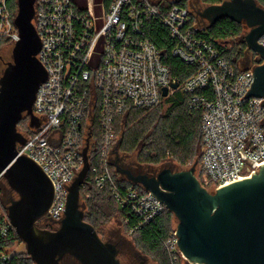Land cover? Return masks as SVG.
Returning <instances> with one entry per match:
<instances>
[{
    "label": "built area",
    "instance_id": "2783aa9c",
    "mask_svg": "<svg viewBox=\"0 0 264 264\" xmlns=\"http://www.w3.org/2000/svg\"><path fill=\"white\" fill-rule=\"evenodd\" d=\"M17 10L0 0V39L13 47L20 40ZM33 23L47 79L33 104L38 125L25 114L26 125L18 124L25 141L17 150L41 165L54 183L52 206L38 220L43 228H58L65 217L69 187L84 166L87 145L96 187H109L118 207L139 218L130 228L133 233L168 209L139 184L124 179L132 185L120 187L123 180H116V169L107 162L125 111L158 106L165 87L168 96L189 94V107L201 111L198 177L204 188L252 177L264 164V98L249 94L257 55L247 48L245 56H254L248 66L228 60L211 40L196 34L202 27L190 6L154 0H36ZM155 26L166 30L171 54L193 67L184 81L171 77L162 50L150 39ZM259 43L264 47V34ZM4 179L0 174V184ZM11 226L9 218L0 224L2 237ZM177 241L174 229L165 247L174 262L179 255L188 263ZM13 257L8 248L0 249V264Z\"/></svg>",
    "mask_w": 264,
    "mask_h": 264
},
{
    "label": "water",
    "instance_id": "95a60500",
    "mask_svg": "<svg viewBox=\"0 0 264 264\" xmlns=\"http://www.w3.org/2000/svg\"><path fill=\"white\" fill-rule=\"evenodd\" d=\"M36 0H17L15 24L20 40L12 50V60L0 77V174L19 194L7 207V215L35 264H61L67 255L80 264H122L119 248L104 241L94 225L85 220L81 208V188L90 169L88 145L84 148V166L69 187L65 217L55 230L42 229L38 220L52 206L54 183L44 169L26 156H19L17 144L25 141L18 124L25 114L31 125H38L33 104L47 71L37 55L41 39L34 26ZM200 15L211 24L223 18L245 24L243 39L250 52L257 55L250 95L264 98V7L257 0H223L208 5ZM164 51H162L163 53ZM174 89L179 82L171 84ZM169 88L163 89L167 97ZM130 108L125 111L123 118ZM126 121L120 136L108 152L107 162L114 164L116 180L128 179L143 186L160 199L174 214L178 224L177 244L189 264H264V164L246 177L215 189L200 184L197 151L192 165L164 158L159 163L138 162L145 142L132 153L120 151ZM152 129V128H151ZM136 166L142 171L135 173ZM149 170L156 174L146 173ZM140 256V251H139ZM146 256H140L144 264Z\"/></svg>",
    "mask_w": 264,
    "mask_h": 264
},
{
    "label": "trees",
    "instance_id": "16d2710c",
    "mask_svg": "<svg viewBox=\"0 0 264 264\" xmlns=\"http://www.w3.org/2000/svg\"><path fill=\"white\" fill-rule=\"evenodd\" d=\"M204 1L209 4H217L221 3L223 0ZM258 2L264 7V0H258ZM178 3L186 5L183 2ZM9 4L13 11L17 10L16 0H9ZM194 20L195 18L192 17V21ZM242 25V23H237L231 19L223 18L210 26L198 29L196 34L200 37L211 40L215 46L224 51L225 57L235 64V57L238 59L243 49L247 47L243 40L241 43L238 42V36L241 34L243 29ZM149 37L162 51H164L162 53L163 60L170 69L171 77L177 78L181 82L184 81L191 73L193 67L171 54L170 41L167 39L166 30L162 27L155 26L154 28H151ZM231 41L233 42L232 48H229L226 44H224V42ZM235 41H237V43H234ZM2 42H5V40L0 39V44ZM176 94H178L177 97H170L173 100V106L169 110V113L163 116H157L152 121H149V119L158 114L154 113V115H148L143 117L137 124L128 129V131H124L120 142V148L122 150L134 149L139 145V143L145 141V145L139 154V161L147 163L158 162L162 159V157L167 156V152L169 150H171L174 154H178L179 151L184 152L185 156L181 157L183 162H185L186 158L195 156L197 154L198 145L202 143L201 111L194 110L189 107V94L183 93L182 91H176ZM144 110L150 109L131 110L123 119H121V121L117 123V133L118 126L122 123V121L129 122L130 113L132 115H136V120ZM155 120H157V123L151 125V123ZM25 122L26 121H24V123ZM23 125L25 126L26 124ZM93 166L94 162L92 161V168L87 176L86 183L82 186L81 190H89V192L92 191V193L94 191L96 195L101 192L108 193L116 203L109 187H105L103 189L96 187L95 176L92 172ZM111 168L113 170L114 167L111 166ZM119 185L120 187L126 189L128 186H131L132 183L127 180H123L120 181ZM135 186L136 188L141 189L138 185ZM94 197L95 195L93 194L90 198L92 199ZM122 212L125 215L129 228L138 224L139 218L135 214H128L125 210H122ZM173 216L174 214L169 209H166L165 212L159 215L155 220L136 230L135 234H138L139 241L149 249L162 250L168 264H184L179 255L178 260L174 262L172 255L165 247V242L170 238L172 232L174 231V229H171ZM4 220H8L7 216L0 214V224H2ZM88 221L92 225H95L93 221ZM18 242H21V238L12 226L10 227L9 233L6 237H2L0 234V249L4 247L9 249ZM162 262L165 263V259L162 260ZM8 264H35V262L29 255L17 253L14 254V257Z\"/></svg>",
    "mask_w": 264,
    "mask_h": 264
},
{
    "label": "rangeland",
    "instance_id": "374dc122",
    "mask_svg": "<svg viewBox=\"0 0 264 264\" xmlns=\"http://www.w3.org/2000/svg\"><path fill=\"white\" fill-rule=\"evenodd\" d=\"M154 1H156L157 3H161V4L162 3H172V2H183L187 6L191 7L193 14L195 15V17H197L198 21L200 22L199 23L200 27H206V26L211 25L210 21L207 18H204L200 15V13L203 12L204 9L208 5H211L204 0H154ZM242 27H243L242 32L238 36L239 43H241L242 40L244 41L243 36L246 30V25L243 24ZM232 43H233L232 41L229 42V44H227V47H231L230 45ZM234 43H237V41H235ZM12 50H13V46L10 45L9 43L2 42L0 44V76H2V73L6 67V63L12 60ZM246 51H247V47L243 49L241 54L239 53L240 57L238 59H236L235 57V61L237 64L241 63L242 61L244 65L246 66L247 62H250V60L254 59V56L252 58V54L245 56ZM177 95L178 94H176L175 92L172 95L164 97L162 102L158 106L150 110H144L143 113H141L140 116L136 120H135L136 115L134 114L132 115L130 113L129 122H126V125L124 126V131L126 130L128 131V129H130L135 124H137L143 117H146L148 115H154V113H157L158 115H155L149 119V121H152L157 116H163L169 113V110L173 106V100L170 97L175 98L177 97ZM24 121L26 122L24 123ZM26 123H27L26 119L22 120L20 126ZM156 123H157V120L151 123V125L156 124ZM121 124L122 123H120L118 126L117 139L120 136ZM134 149L122 150L119 147L120 151H127L129 153H132ZM141 150L139 151L137 155L138 162H140L139 154ZM197 151L202 153V143L198 145ZM183 156H185V153L182 151H179L178 154H174L173 152H171V150H169L167 152V156L162 157V159L172 157L176 159L178 162H180L182 165H192L193 164V160L195 156L186 158L185 162L182 161L181 157ZM161 160H159L158 162H152V163L156 164V163H159ZM200 162H201V155L198 158L199 166H200ZM138 187H141V186H138ZM93 194L95 195V197L91 199L90 197ZM17 198H19V194L16 191H14L8 184L7 180L4 179L0 184V214L6 215L7 207L11 204L13 200ZM80 203H81V208L85 212V220L86 221L90 220L94 222L95 224L94 226L97 229L102 240L114 242L117 245V247L119 248L118 257L122 264L140 263L141 262L140 256H146L145 257L146 260L144 264H168L167 259L165 258V254L164 252H162V250L149 249L148 247H146L143 243L139 241L138 234H135V232L133 233L130 230L128 226V222L125 218V215L123 214L122 210L113 201L112 197L108 193L101 192L96 195L94 191L92 193V191L89 192V190L88 191L81 190ZM177 224H178V221L176 217L173 216L172 221H171V229H176ZM38 225H42L43 227H45V223L42 221L39 222ZM8 251L10 252V254H17V253L20 254L21 253L22 255H29L26 249V245L22 240L21 242H18L14 246L10 247ZM139 251H140V256H139ZM164 259H165V263L162 262V260ZM182 262L184 264H189V263H186V261L183 259H182ZM61 264H80V263L73 256L67 255L66 258L61 261Z\"/></svg>",
    "mask_w": 264,
    "mask_h": 264
},
{
    "label": "flooded vegetation",
    "instance_id": "af4514ba",
    "mask_svg": "<svg viewBox=\"0 0 264 264\" xmlns=\"http://www.w3.org/2000/svg\"><path fill=\"white\" fill-rule=\"evenodd\" d=\"M26 119V116H24L23 117V119L22 120H25ZM21 120V121H22ZM20 121V122H21ZM129 169H131L133 172H135V173H139V172H145V171H142V169H140V168H138V167H136V166H132L131 168H129ZM158 171H156V170H149V171H147L146 173H149V174H151V175H153V174H156ZM39 223V222H38ZM38 223H37V226L39 227V228H42V229H48V230H55V229H57V228H55V225H49L48 226V228H43V226L42 225H38Z\"/></svg>",
    "mask_w": 264,
    "mask_h": 264
},
{
    "label": "crops",
    "instance_id": "0c3cea01",
    "mask_svg": "<svg viewBox=\"0 0 264 264\" xmlns=\"http://www.w3.org/2000/svg\"><path fill=\"white\" fill-rule=\"evenodd\" d=\"M240 64H241L242 66H245V65H244V63H243L242 61H241V63H240ZM247 66H248V64H247Z\"/></svg>",
    "mask_w": 264,
    "mask_h": 264
}]
</instances>
